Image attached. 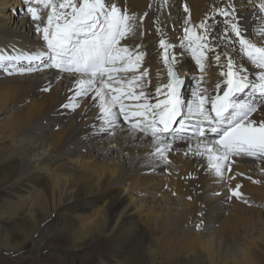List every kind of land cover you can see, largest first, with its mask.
I'll return each instance as SVG.
<instances>
[{"label":"bare ground","instance_id":"1","mask_svg":"<svg viewBox=\"0 0 264 264\" xmlns=\"http://www.w3.org/2000/svg\"><path fill=\"white\" fill-rule=\"evenodd\" d=\"M223 1L184 0L173 12L179 0H112L134 17L135 30L121 43L144 54L139 72L148 75L137 82V93L143 91L154 103L155 88L168 80L162 39L174 46L169 53L182 60L173 66L185 78L182 94L187 101L194 91L215 95V85L223 87L220 73L225 69L216 65L212 53L204 71L198 72L191 52L181 47L186 18L197 26L204 21L221 33L218 10L234 6L245 37L264 47L262 1L237 0L236 7ZM20 2L0 0V54L46 51L30 15L17 11ZM36 7L42 28L50 12ZM221 50L249 69L250 80L259 82V71L238 44L225 48L219 43ZM220 63H226L223 55ZM117 75L123 79L133 73ZM195 76L199 81L193 82ZM75 87L72 74L44 66L23 75L0 70V184L7 185L12 199L10 212L0 209V249L18 251L33 238L37 251L61 233H70L71 247L53 249L63 258L61 264H71V250L108 233L113 257L105 255L103 264H141L146 257L152 264L163 259L167 264H264V160L232 157L231 171L222 180L207 156L195 154L198 145L200 151L204 145L190 126L188 132L168 138L172 147L165 165L156 152L163 145L149 135L123 123L103 131L99 101L77 97ZM72 105H77L74 111ZM53 165L52 173L39 171ZM237 186L243 199L230 195ZM70 218H76L74 223H66ZM230 252L235 258L228 260Z\"/></svg>","mask_w":264,"mask_h":264},{"label":"snow or ice","instance_id":"2","mask_svg":"<svg viewBox=\"0 0 264 264\" xmlns=\"http://www.w3.org/2000/svg\"><path fill=\"white\" fill-rule=\"evenodd\" d=\"M22 2L36 31L43 34L46 51L29 55L0 54V69L7 75L31 73L41 66L72 74L75 95L99 101L103 131L114 130L123 123L132 131L149 135L163 145L157 147L156 152L165 165L168 163L166 153L172 147L168 138L188 132L190 126L199 144L204 145L203 151L198 145L195 154L207 156L211 168L222 180L226 172L231 171L232 157L264 160V47H258L245 37L236 9L231 5L218 10L217 15L223 18L224 25L221 33H214L213 25L204 21L197 26L187 18L182 29L184 42L181 47L191 52L198 72L204 71L208 53H212L217 66L225 69L220 73L223 87L217 83L215 95H207L206 90L194 91L193 99L187 101L182 94L185 78H181L173 66V62L180 65L182 60L169 53L168 48L174 46L166 45L162 39L160 47L164 49L168 80L155 88L153 103L143 91L134 90L148 72H139L144 54L121 43L135 30L134 17L127 11H122L112 0ZM33 5L50 9L42 28L39 23L42 17ZM259 10L264 12V2ZM183 11L188 13L187 6ZM219 43L225 48L238 44L239 50L259 71V82L250 80L249 69L239 67L226 51H217ZM222 55L225 64L220 63ZM129 72L133 73L131 78H118L117 74ZM242 95L249 99H239ZM126 100L135 103L126 104ZM76 106L72 105L71 110ZM62 107L68 109L70 106L64 104ZM258 112L261 115L254 117ZM193 119L194 124L191 123ZM179 138L183 139V135ZM230 195L243 199L239 186L232 189Z\"/></svg>","mask_w":264,"mask_h":264},{"label":"rangeland","instance_id":"3","mask_svg":"<svg viewBox=\"0 0 264 264\" xmlns=\"http://www.w3.org/2000/svg\"><path fill=\"white\" fill-rule=\"evenodd\" d=\"M261 1L264 2V0H261ZM18 2L19 1H16L15 4H17ZM209 2L211 1H207V3ZM213 2L214 4L219 3V0H213ZM223 2L233 3L235 7L239 6V4H237L238 2L237 0H224ZM20 3L21 5L19 6L17 5V9H18L17 11L25 12L24 11L25 6L22 5L23 3L22 0ZM183 3H184V0H179V4L175 9H173V12H175L174 10L180 7ZM47 10L50 12V9H47ZM2 40H5V39L2 38ZM9 43L10 42H8L7 44L8 45L12 44V43L10 44ZM10 50L14 51L15 49H13V47L11 46ZM196 80H197V76L193 78V82ZM39 152L45 153V150L40 149ZM35 153L36 152L33 151L30 156H32V154H35ZM49 168L50 169L48 170L39 169V171L41 170V172H44V173H52L54 170L52 168L56 169V165L50 166ZM11 200L12 199L9 195L7 185L0 184V209L10 212L11 210L10 201ZM21 204L23 205V203ZM75 219L76 218H70L66 223H74ZM73 243H74V237L71 236L70 233L68 234L61 233L60 237L50 242L44 243V245L39 250L35 251L36 247H35V244L32 238L30 239L29 242H27V244L23 248H21L18 251L13 252V251H7L4 248L0 249V264H27V263L28 264H40L42 261H43L42 262L43 264H61V260H63V258L59 256V253L56 252L55 249H53V246L60 247V248L61 247L68 248V247H71ZM85 243L86 245L83 246L80 250H77V251L71 250L69 252L68 260L71 261V264H103V259L107 260V257H105V255L108 254L111 258L113 257V254L110 253V248H109L110 240L108 237V233L103 235L94 244H90V242H88L87 239L83 241L82 245H84ZM88 244L90 245L87 246ZM232 254L233 252H230L229 256ZM229 256L227 257L229 258L228 260L235 258L233 255L230 257ZM149 259H150L149 257L148 258L146 257V259L143 260L141 264H152L151 262H149ZM160 263L167 264L165 263L164 259ZM223 264H226V263L224 262Z\"/></svg>","mask_w":264,"mask_h":264}]
</instances>
